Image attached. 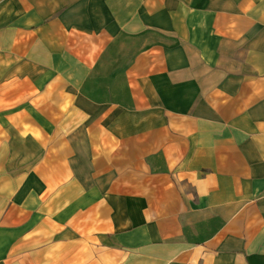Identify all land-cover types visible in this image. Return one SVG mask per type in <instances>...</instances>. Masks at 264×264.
<instances>
[{
    "label": "crops",
    "instance_id": "obj_1",
    "mask_svg": "<svg viewBox=\"0 0 264 264\" xmlns=\"http://www.w3.org/2000/svg\"><path fill=\"white\" fill-rule=\"evenodd\" d=\"M0 264H264V0H0Z\"/></svg>",
    "mask_w": 264,
    "mask_h": 264
}]
</instances>
